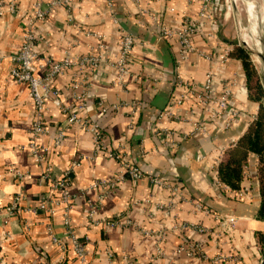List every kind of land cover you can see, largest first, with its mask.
Here are the masks:
<instances>
[{
  "label": "crops",
  "instance_id": "1",
  "mask_svg": "<svg viewBox=\"0 0 264 264\" xmlns=\"http://www.w3.org/2000/svg\"><path fill=\"white\" fill-rule=\"evenodd\" d=\"M51 1L44 0V4ZM200 6L198 0H72L69 8L56 6L38 21L34 46L41 63L49 57L59 60L81 27L98 33H83L76 44L69 43L72 53H87L96 44L94 34L104 35L107 43L105 61L90 78L81 112L100 129L101 152L95 151L88 130L67 124L49 101L44 114L47 132L35 141L48 151L38 161L29 148L34 104L27 86L12 77L10 61L22 41L30 0H16L15 12L5 11L0 19V264H74L70 254L63 255L50 241L46 230L50 225L69 250L60 211L48 215L32 210L50 181L71 167L67 183L73 195L71 227L85 243L86 264H115L122 256L137 264H258L255 234L264 233V221L257 218L256 158L249 156L240 189L228 190L215 183L223 151L247 130L258 107L248 96L239 59L220 62L202 56L220 46H239L226 41H230L231 25L224 14L220 27L216 22L219 11L214 12V24L201 25L192 37L196 53L181 61L178 44L161 33L163 27L181 28L183 17L197 19ZM114 18L135 38L129 74L120 82L108 64L118 53L120 38ZM209 32L216 33L220 45L210 40ZM208 70L212 71L209 107L193 99L177 102L189 88L202 90ZM69 81L70 74H66L54 84L61 100L72 106ZM228 81L234 85L226 111L207 128L195 130L192 122L206 125V111ZM167 109L181 119L160 117ZM59 128L65 136L54 147ZM163 128L173 134L165 137L160 133ZM75 159L78 166H73ZM123 164L137 166L142 178L125 179L106 198H100L102 189L90 188V184L112 180ZM172 186L181 189L185 198L168 207ZM18 193L22 199L11 215L7 208ZM90 210L100 220L128 213L135 225L87 229ZM228 218L235 219L234 225L227 223ZM199 227L220 232L218 243H212V237ZM108 252L113 259L109 260Z\"/></svg>",
  "mask_w": 264,
  "mask_h": 264
},
{
  "label": "built area",
  "instance_id": "2",
  "mask_svg": "<svg viewBox=\"0 0 264 264\" xmlns=\"http://www.w3.org/2000/svg\"><path fill=\"white\" fill-rule=\"evenodd\" d=\"M72 0H53L46 6L44 0H30V13L28 15L27 21L23 27L22 31V41L18 50L13 53L10 57V61L13 64L11 68V75L16 82L24 84L28 88L29 95L33 101L35 109V119L32 124L30 133L32 141L29 144V148L32 153L37 156V161L42 158L45 152L48 151L46 148L39 147L35 141L38 136L45 134L46 128L44 126V114L46 109V103L51 101L59 111L65 116V121L69 125H76L79 127H84L89 131L92 137V142L95 151L101 152V136L102 133L95 123H89L84 114L85 107L83 104V99L86 96L87 85L90 81L92 75L99 69L101 64L105 61L104 54L107 50V43L105 41V36L102 34H94L96 37V44L91 45L85 54H74L71 51V46L69 43L76 44L77 39L83 35V33H98L85 30L81 27L77 30L76 37L69 42L65 49L63 50L62 57L59 60H54L53 58L41 59L37 51H35L34 41H35V24L38 21L44 20L48 15L49 11L56 6H63L65 8L70 7ZM189 3L195 0H187ZM201 3L200 9L198 11L197 19H188L183 17L182 26L177 30L161 28L162 37L169 40H174L178 44V58L181 60L186 59L188 55L196 53V47L192 42V37L197 33L199 27L202 25H212L214 24V12L216 3L214 0H198ZM218 5V4H217ZM16 10V0H0V19L4 16L5 11L11 13ZM69 11V9H67ZM173 10V9H171ZM219 11V10H217ZM71 23V18L67 19ZM114 23L117 25L120 31V38L118 40V53L108 61V64L114 68L116 72V80L120 82L124 77L129 74L130 66V54L135 42L133 35L126 33L117 20L114 18ZM208 37L217 45H220L221 40L218 38L216 33L209 32ZM232 51L230 46L222 47L220 46L215 52L210 54L202 53V56L210 61H220L225 62L229 58V53ZM70 74L69 89L71 92V99L74 101V105L68 106L65 104L60 97V91L54 82L57 78ZM212 81V71L208 70L204 75V80L202 83V90L200 92L189 88L186 95H182L181 99L177 102L186 101L187 99H193L200 105H205L207 107L209 104V89L211 87ZM183 85V82H179V85ZM234 83L228 81L223 87L218 95L215 96L214 106L210 107L205 114L204 124L201 127L197 122H192L195 130H201L207 128L215 120L220 118L227 109L229 97L232 92V86ZM117 105H114L116 108ZM160 117H173L181 119L178 116L172 114L171 110H164ZM254 119V118H253ZM165 137H169L173 134L167 128L160 130ZM65 136V130L59 128L54 134V147H57ZM111 156V155H110ZM79 160L75 159L73 161V166L79 165ZM10 172H15L13 167L9 168ZM72 167L67 169L61 177L51 180L48 186V190L36 199L35 206L32 207L35 213L42 212L48 215H54L60 211L62 215V224L65 228V238L70 242L69 250L65 247V240L57 237L52 230L50 225H47L46 230L49 234L50 241L60 249L62 254H70L74 261V264H86V249L85 243L79 240L73 232L71 227L70 211H71V201L73 195L68 191L67 183L71 178ZM142 178V173L140 169L135 165L123 164L122 169L118 174L109 181L95 180L90 184V188L102 189L100 198L104 199L109 195V192L113 190L117 185H119L125 179L137 181ZM47 180V178L45 179ZM155 183L161 186H165L163 182L155 179ZM215 183L223 186L224 188H229L218 181ZM169 186V184L167 185ZM172 192V197L168 204L170 207L174 201H179L185 198L181 189L173 187L170 189ZM247 190V189H246ZM246 192V191H245ZM242 195V192L239 193ZM22 199L21 193L14 196L11 201L10 207L7 208L9 214H13L17 209L18 204ZM167 206V205H166ZM200 206V204L198 205ZM208 211V210H206ZM94 210H90L87 214L86 228L91 229L94 227L105 226L107 228L114 227H133L135 224L128 215V213H123L121 215L115 216L110 219H95ZM227 223L229 225H234L235 219L228 218ZM199 231L206 233L212 237L211 242L217 244L220 237V232L210 231L206 227H199ZM148 234V233H146ZM68 251V253H67ZM108 258L113 259V254L108 252ZM115 264H137L132 262L128 256H122L119 262Z\"/></svg>",
  "mask_w": 264,
  "mask_h": 264
},
{
  "label": "trees",
  "instance_id": "3",
  "mask_svg": "<svg viewBox=\"0 0 264 264\" xmlns=\"http://www.w3.org/2000/svg\"><path fill=\"white\" fill-rule=\"evenodd\" d=\"M229 57L240 60L245 74L248 96L257 103L258 107L247 130L233 146L223 151L216 168V178L229 189H240L249 156L253 155L256 158L255 175L260 196L257 218L264 221V111L260 107L263 90L245 49L235 46L229 53ZM255 238L257 242H264V233L257 232Z\"/></svg>",
  "mask_w": 264,
  "mask_h": 264
},
{
  "label": "rangeland",
  "instance_id": "4",
  "mask_svg": "<svg viewBox=\"0 0 264 264\" xmlns=\"http://www.w3.org/2000/svg\"><path fill=\"white\" fill-rule=\"evenodd\" d=\"M232 0H222L224 10L223 13L226 14L225 17L227 24L231 25V35L230 38L236 41V43L244 40L252 49L253 38H260V51L264 55L262 50V43H264V0H235V8L238 12V16L234 15ZM247 2V3H245ZM224 14L221 16L224 17ZM259 33V34H257ZM248 34V35H247ZM252 41V42H251ZM244 49V48H243ZM249 54V59L251 61L252 67L256 74L260 85L263 90V95L260 100V107L264 111V69L263 64L260 59L251 52ZM258 59V60H257ZM262 64V65H261ZM264 167V166H263ZM258 264L262 256L264 255V242L258 241Z\"/></svg>",
  "mask_w": 264,
  "mask_h": 264
},
{
  "label": "water",
  "instance_id": "5",
  "mask_svg": "<svg viewBox=\"0 0 264 264\" xmlns=\"http://www.w3.org/2000/svg\"><path fill=\"white\" fill-rule=\"evenodd\" d=\"M215 3H216V6H215V14L217 12V10H219V18L216 17V22H218L220 24V27L223 26L222 25V20L221 18H223V16H221L223 13V10H224V6H223V3H222V0H214ZM232 6H233V11H234V15L235 16H238V12L235 8V0H232ZM247 3V2H245ZM218 4V5H217ZM215 16V15H214ZM220 30V28H219ZM232 34V33H231ZM224 37V35H223ZM225 38V37H224ZM230 38V37H229ZM226 40V39H225ZM227 42L231 43V44H238L240 47L244 48L247 52H251L253 53L254 55H256V53L249 47L247 46L246 42L244 40H242L241 42L239 43H236L235 40H233V38H230V41L226 40ZM262 50L264 51V43H262ZM260 61L262 62L263 64V69H264V55L262 53H258V55H256ZM259 264H264V255L262 256L261 260H260V263Z\"/></svg>",
  "mask_w": 264,
  "mask_h": 264
},
{
  "label": "bare ground",
  "instance_id": "6",
  "mask_svg": "<svg viewBox=\"0 0 264 264\" xmlns=\"http://www.w3.org/2000/svg\"><path fill=\"white\" fill-rule=\"evenodd\" d=\"M259 34V33H257ZM248 35V34H247ZM264 35V34H263ZM264 37V36H263ZM262 40V39H261ZM260 38L256 37L253 38V42H252V50L256 53V55H258V53H261L260 51V47H259V43H260ZM258 60V59H257ZM260 61V60H259ZM262 65V64H261Z\"/></svg>",
  "mask_w": 264,
  "mask_h": 264
}]
</instances>
